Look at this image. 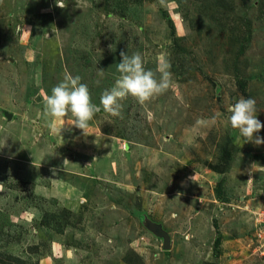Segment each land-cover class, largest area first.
<instances>
[{"label":"rangeland","instance_id":"374dc122","mask_svg":"<svg viewBox=\"0 0 264 264\" xmlns=\"http://www.w3.org/2000/svg\"><path fill=\"white\" fill-rule=\"evenodd\" d=\"M65 3L0 0V264H264V144L227 111L264 123V0ZM121 52L169 90L53 133L44 96L67 72L99 106Z\"/></svg>","mask_w":264,"mask_h":264},{"label":"clouds","instance_id":"9594fccd","mask_svg":"<svg viewBox=\"0 0 264 264\" xmlns=\"http://www.w3.org/2000/svg\"><path fill=\"white\" fill-rule=\"evenodd\" d=\"M56 6L63 9L67 7V4L65 0H56ZM120 55L122 61L117 64L119 76L110 89L103 91L99 106L92 103L88 86L81 82V77L78 75L74 77L67 72L62 81L51 89V95L44 96V116L48 121L47 126L53 133L57 131L56 122L70 116L71 125L81 129L85 136L90 135L89 122L98 111L117 117L121 115V101L131 97L143 106L154 96L162 95L169 90L172 83L170 65H160L156 71H153L145 69L139 53L129 56L121 52ZM100 71L103 72V70ZM227 111L230 113L228 121L231 127L238 130L239 137L245 143L264 144V137L256 135L264 129V123H261L255 114L254 99L241 97L234 104L229 105ZM205 123L206 121L200 119L196 121L197 125ZM51 171L55 174L56 169L53 168Z\"/></svg>","mask_w":264,"mask_h":264},{"label":"water","instance_id":"95a60500","mask_svg":"<svg viewBox=\"0 0 264 264\" xmlns=\"http://www.w3.org/2000/svg\"><path fill=\"white\" fill-rule=\"evenodd\" d=\"M8 115L11 116L10 113H9ZM168 238H169V237H167V239H166L165 247H169V246H170V241H169Z\"/></svg>","mask_w":264,"mask_h":264},{"label":"built area","instance_id":"2783aa9c","mask_svg":"<svg viewBox=\"0 0 264 264\" xmlns=\"http://www.w3.org/2000/svg\"><path fill=\"white\" fill-rule=\"evenodd\" d=\"M261 236V240H262V246H263V248H264V234H262V235H260ZM263 253H264V251H263Z\"/></svg>","mask_w":264,"mask_h":264}]
</instances>
